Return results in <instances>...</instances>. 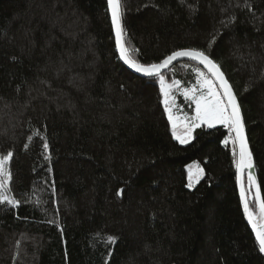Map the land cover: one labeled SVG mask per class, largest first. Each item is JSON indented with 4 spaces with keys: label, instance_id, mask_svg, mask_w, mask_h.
Listing matches in <instances>:
<instances>
[{
    "label": "trees",
    "instance_id": "1",
    "mask_svg": "<svg viewBox=\"0 0 264 264\" xmlns=\"http://www.w3.org/2000/svg\"><path fill=\"white\" fill-rule=\"evenodd\" d=\"M122 4L125 44L140 63L211 44L264 196V0ZM193 67L204 70L182 59L164 75L190 87ZM162 101L157 79L122 62L107 0H0V154L14 153L21 201L0 205V264H264L228 129L202 126L181 145ZM194 163L204 175L189 188Z\"/></svg>",
    "mask_w": 264,
    "mask_h": 264
},
{
    "label": "snow or ice",
    "instance_id": "2",
    "mask_svg": "<svg viewBox=\"0 0 264 264\" xmlns=\"http://www.w3.org/2000/svg\"><path fill=\"white\" fill-rule=\"evenodd\" d=\"M107 4L111 14V23L115 30L116 48L119 51V56L125 64L137 73L158 80L160 92L163 96L164 110L171 124L173 137L181 145H185L192 139L194 130L202 126L213 128L219 124L228 129L230 135L224 140V144L228 145L231 141L233 145L232 154L237 170V181L240 184L241 202L255 232L259 252L264 253V196H262L261 186L252 171L254 168L253 155L245 135V125L237 95L222 71L221 65L211 57V44L208 51L197 48L179 49L172 51L159 63L147 65L140 63L130 54V49L125 44L126 32L122 24L124 15L122 0H107ZM245 7L251 10L250 3L246 2ZM181 58L195 61L202 65L204 69L202 70L200 67L191 69L195 74V83L190 87H182L181 81L177 79L169 82L164 75V70H170L174 62ZM176 93H179L186 101H190L194 105L193 115L180 114L181 110L176 102ZM35 135H39V133H35ZM28 140L31 141L32 136H29ZM28 147L29 144L24 145L25 149ZM43 149L45 153H48L49 143L46 139L43 142ZM13 157L14 153L12 151L0 154V205L6 204L16 208L20 206L21 201L12 195L10 186L14 179L10 169V162ZM44 158L51 160L50 155H45ZM245 171L247 172L246 186L243 180ZM203 175L204 169L199 164L189 166V183L187 186L191 188L195 183H199ZM253 189L255 190L254 200L259 208L258 217L251 210V202L246 195ZM122 191L118 195L122 194ZM115 241L116 237H107L109 244L115 243Z\"/></svg>",
    "mask_w": 264,
    "mask_h": 264
},
{
    "label": "rangeland",
    "instance_id": "3",
    "mask_svg": "<svg viewBox=\"0 0 264 264\" xmlns=\"http://www.w3.org/2000/svg\"><path fill=\"white\" fill-rule=\"evenodd\" d=\"M176 97H177V105H178V107H179V109L181 110V112H180V114L181 115H183L184 113H187V115H189V116H191V115H193L194 114V112H189V111H187L185 108H187L186 107V104H188V107H190L189 106V103H190V101H186V102H181V98H180V96H179V93H176ZM193 109H194V105H193ZM216 126H222V125H216ZM215 126V127H216ZM195 131V130H194ZM193 137H194V132H193V136H192V139L190 140V142L193 140ZM195 164H199V163H194V164H191V165H188L187 166V170H188V176H189V166H192V165H195ZM200 165V167H202L201 166V164H199ZM203 168V167H202ZM204 169V168H203ZM193 171H195V169H193ZM188 183H189V180H188ZM198 183H195L194 185H193V187H191V188H194L196 185H197Z\"/></svg>",
    "mask_w": 264,
    "mask_h": 264
},
{
    "label": "water",
    "instance_id": "4",
    "mask_svg": "<svg viewBox=\"0 0 264 264\" xmlns=\"http://www.w3.org/2000/svg\"><path fill=\"white\" fill-rule=\"evenodd\" d=\"M110 12V11H109ZM110 17H111V14H110ZM113 31H114V36H115V30H114V28H113ZM115 41H116V37H115ZM118 53H119V51H118ZM182 59H187V58H181V59H179V60H182ZM122 60V59H121ZM179 60H177V61H179ZM122 62L124 63V61L122 60ZM124 65L130 70V71H132L133 73H135L136 75H138V76H140V77H146V76H144L143 74H141V73H137L134 69H132V68H130L127 64H125L124 63ZM165 71V70H164ZM241 114H242V111H241ZM242 118H243V115H242ZM243 121H244V119H243ZM245 125V124H244ZM245 135H246V138H247V140H248V137H247V133H246V129H245ZM248 144H249V141H248ZM249 149H250V151H251V147H250V144H249ZM252 152V151H251ZM252 171H253V173L255 174V176H256V178H257V181H258V177H257V172H256V166H255V164H254V168L252 169ZM245 173H247L246 171H245ZM245 173H244V175H243V180L245 179ZM244 183H245V180H244ZM258 183H259V181H258ZM239 191H240V184H239ZM253 191H254V193H255V190L253 189ZM247 195V194H246ZM247 199H248V197H247ZM243 205V204H242ZM243 209H244V207H243ZM244 213H245V211H244ZM245 216H246V214H245ZM246 219H247V221H248V223H249V225L251 226V224H250V222H249V220H248V218H247V216H246ZM251 228H252V226H251ZM253 230V229H252ZM254 232V231H253ZM254 234H255V232H254ZM256 236V235H255Z\"/></svg>",
    "mask_w": 264,
    "mask_h": 264
}]
</instances>
